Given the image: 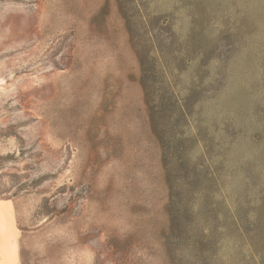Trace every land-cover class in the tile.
Returning a JSON list of instances; mask_svg holds the SVG:
<instances>
[{
	"label": "rangeland",
	"instance_id": "rangeland-1",
	"mask_svg": "<svg viewBox=\"0 0 264 264\" xmlns=\"http://www.w3.org/2000/svg\"><path fill=\"white\" fill-rule=\"evenodd\" d=\"M1 210L0 264H264V0H0Z\"/></svg>",
	"mask_w": 264,
	"mask_h": 264
},
{
	"label": "bare ground",
	"instance_id": "bare-ground-1",
	"mask_svg": "<svg viewBox=\"0 0 264 264\" xmlns=\"http://www.w3.org/2000/svg\"><path fill=\"white\" fill-rule=\"evenodd\" d=\"M12 219H13V217L11 216L10 212H8V211L6 212L4 210L0 211V222H2V224L4 225L3 226L4 229L2 230V235L5 239L4 242H5L8 250L11 252L12 260L15 263L16 257L14 255L16 254V247H17L18 239H17L16 232L14 230L15 224H14V221Z\"/></svg>",
	"mask_w": 264,
	"mask_h": 264
}]
</instances>
